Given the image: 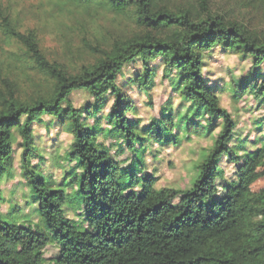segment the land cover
Masks as SVG:
<instances>
[{"label":"trees","instance_id":"trees-1","mask_svg":"<svg viewBox=\"0 0 264 264\" xmlns=\"http://www.w3.org/2000/svg\"><path fill=\"white\" fill-rule=\"evenodd\" d=\"M58 1L68 13L103 10L136 29L82 38L92 60L71 69L50 61L36 32H21L0 6V33L18 44L19 67L35 70L43 83L23 98L16 84L0 79V264H264V195L255 256L236 250L243 234L237 209L259 149L246 148L221 105L226 94L233 105L250 99L264 109V29L246 16L215 12L210 0ZM237 5L264 15V0ZM216 53L249 66L240 75L226 69L227 81L211 80L205 70ZM158 69L167 99L144 121L126 88L152 107ZM252 125V144L264 148V117ZM55 128L52 142L64 135L68 144L61 155L48 151L47 167L38 130ZM194 137L212 143L194 163L190 186L159 185L157 165L146 157L155 163L160 151ZM223 160L237 167L230 179ZM52 168L61 170L58 181L47 175ZM218 188L224 195L217 198Z\"/></svg>","mask_w":264,"mask_h":264},{"label":"rangeland","instance_id":"rangeland-1","mask_svg":"<svg viewBox=\"0 0 264 264\" xmlns=\"http://www.w3.org/2000/svg\"><path fill=\"white\" fill-rule=\"evenodd\" d=\"M170 1L172 5H185L190 3L191 0ZM236 1L239 2V0H210V5L218 13L229 14L239 19L246 16V19H250L253 27L264 29V15L255 14L250 9H241ZM0 6L8 11L12 19L16 20L21 32H26L27 30L36 32L40 48L50 61H56L71 69H75L81 64L92 60L89 52L83 49L82 38L93 42L94 37L92 35H95V31L103 35L110 34L115 36L118 34L128 35L136 29L133 22L103 10H97L96 12L91 10L89 14L85 15L80 11L68 13L58 0H0ZM19 52L18 44L15 41L7 40L0 33V79L6 80L8 78L11 83L16 84L18 94L24 98L32 95L38 86L43 85V83L41 75L35 70L28 67L23 69L19 67L16 61V56L19 55ZM248 66L249 62L241 64L233 55L216 53L215 60L205 70V73L211 75L209 76L211 80L223 79V81H227L226 69H230L240 75L245 72ZM137 68L138 65L135 67L131 66L129 69L135 71ZM160 76L161 72L158 69L154 79L157 85L151 92L152 107L147 105L148 98L145 95L138 94L135 88H126L135 101L137 117L144 121H147L152 116H158L159 108L167 99L164 93L166 83L159 84ZM0 87L3 88V83L1 82ZM178 102L179 97L173 96V105H177ZM74 104L79 105V98L74 99ZM221 105L229 110L237 122V131L243 135L242 137L246 141V148L251 151L259 149L254 159L252 171L244 182L246 186L245 196L237 209L238 216L242 219L243 234L236 246V250H244L253 258L259 245L257 225L263 218L260 212V204L264 195V148H261L260 144H252V141L258 136L255 133L252 121L253 119L264 117V109H255L254 103L250 99L233 105L226 94L221 96ZM128 118L132 119L133 116L129 114ZM57 130L58 128H55L49 133L43 129L38 130L44 139V143L40 147L44 150L45 157L48 151L51 152L56 148L59 150V155H61V151L68 144V139L64 135L52 142V137H54ZM211 143L210 139L194 137L190 143H183L179 148L167 147L160 151L155 160L157 163L152 162L150 156L146 157V161L151 166L152 164L157 165L156 175L159 177V185L183 190L190 186V181L194 175V163L201 159L202 152L207 151ZM127 156L129 155L126 153L120 157V160ZM47 157L49 159L46 160L48 161L46 165L49 167L52 163L50 156ZM15 166H18L17 163H15ZM221 167L224 179L232 178L237 168L227 160H223ZM151 168L148 169L149 172L152 171ZM48 174H51L52 181H58L61 177V170L52 168L51 170L49 169ZM220 183V180L216 181L217 186ZM223 195L224 191L218 188L216 197ZM19 203H23V198L19 200ZM6 219L12 220L8 217ZM46 253L51 255L55 253V250L49 249Z\"/></svg>","mask_w":264,"mask_h":264}]
</instances>
